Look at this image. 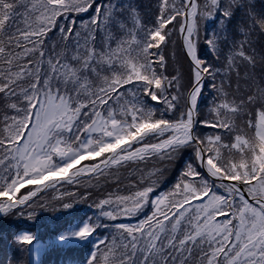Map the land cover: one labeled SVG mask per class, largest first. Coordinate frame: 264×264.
Returning a JSON list of instances; mask_svg holds the SVG:
<instances>
[{"label": "snow or ice", "instance_id": "obj_1", "mask_svg": "<svg viewBox=\"0 0 264 264\" xmlns=\"http://www.w3.org/2000/svg\"><path fill=\"white\" fill-rule=\"evenodd\" d=\"M85 13L77 25L72 14ZM65 16L69 23L58 25ZM202 19L217 25L203 36ZM54 31L58 40L49 36ZM177 34L189 70L170 75L164 50ZM257 36L264 39V4L257 10L255 0H156L149 19L136 0H0V215H23L45 182L71 184L152 157L174 164L190 150L194 159L151 200V214L111 225L119 236L98 239L87 264H264V48L257 53ZM242 67L250 83L241 94ZM206 87L214 93L210 118L200 113ZM198 126L222 130L228 142L200 135ZM27 185L37 187L17 196ZM154 186L110 193L96 204L95 220L83 219L57 241L87 242L109 226L101 217L139 214ZM34 239L14 236L21 245Z\"/></svg>", "mask_w": 264, "mask_h": 264}, {"label": "rangeland", "instance_id": "obj_2", "mask_svg": "<svg viewBox=\"0 0 264 264\" xmlns=\"http://www.w3.org/2000/svg\"><path fill=\"white\" fill-rule=\"evenodd\" d=\"M136 2L141 6V12L145 19H149L154 11L156 0H136ZM198 2L202 4L203 0H198ZM255 2L257 4V10L264 4V0H255ZM88 15L87 13L80 14V16L72 14V17L75 18L76 24L79 25L81 20L88 19ZM238 21L239 14L237 16ZM68 23L69 17L67 16L60 17L57 20V24L60 26ZM216 27V23L211 20L202 19L200 21L202 36L205 29L211 32ZM49 36L52 40L59 39V34L55 31L49 33ZM173 39L176 41L175 45L170 44L164 50L169 64L168 74H175V70L177 69L187 73L189 66L185 57L182 55L178 34ZM255 40L254 47L257 52H260L261 48H264V39L257 36ZM201 47L203 54L207 49L206 46L202 45ZM208 58L211 59L210 56ZM217 63L218 66H222L223 57ZM244 72L245 70L242 67L240 70L241 80L239 81L241 94L248 87V83H250H246L243 79ZM231 79L232 89L229 91L236 94L235 73H232ZM126 87L130 88L131 86ZM121 91L125 90L122 89ZM213 95L214 93H212L211 88L206 87L201 97L200 113L205 118H210L208 112ZM125 96L127 99H131L132 93L130 91L125 92ZM111 103L109 101V104ZM157 107V114L159 115V112L163 110V105ZM198 133L204 137L221 134L224 136V142H228V137L222 130L198 126ZM193 159V153L188 150L174 164L166 165L161 163L158 158L152 157L151 159H145L143 161L129 162L120 167L112 166L109 169H105L100 175L81 176L77 182L71 184L64 181L49 187L32 199V206L30 208L25 207L22 209L23 215L19 214L21 210H17V214L0 215V264H87L88 258L93 250V245L98 239L107 237L108 241H111L114 237L119 236V232L111 227V225L125 223V221H128L125 224H136L144 219L145 216L150 215L153 211L151 200L161 192L171 190L177 182L185 163ZM92 163H95V161H82L80 166ZM158 168L164 169L163 174L159 176L152 175ZM200 170L205 172L206 179L209 183H212L214 178L208 176L206 170ZM153 181H155L154 192L151 194L148 204L139 214L131 217L118 215L114 221L101 217L103 223L109 226L98 228L94 237H90L87 242H65L63 244L57 242L58 234L61 231H67L69 226L77 225L83 219L86 220L89 217L95 220L99 215V209L96 208V204L100 199L107 197L110 193L122 196L129 195L139 187L147 186ZM219 183L217 180L216 184L219 185ZM26 187H28V190L25 191L24 188ZM26 187L22 188L20 193H17V196L27 194L29 190H34L37 186L27 185ZM215 190L218 193L224 192L222 187L216 188ZM63 203H72L73 207L64 210L62 207ZM28 212H34L31 219L27 216ZM24 232L34 234L35 239L33 243L41 242L38 246L42 248L38 252V259L36 260L34 258L35 263L31 261V245H21L14 242V236ZM100 248L103 249V245H100Z\"/></svg>", "mask_w": 264, "mask_h": 264}, {"label": "water", "instance_id": "obj_3", "mask_svg": "<svg viewBox=\"0 0 264 264\" xmlns=\"http://www.w3.org/2000/svg\"><path fill=\"white\" fill-rule=\"evenodd\" d=\"M88 175H92V174H89V173H84L82 176H88ZM59 179V178H58ZM61 181H63V180H61ZM48 184V182H45V185H47ZM58 183H55V184H53V185H49V186H45V185H41V186H39L40 187V191L39 192H37V194H36V196H38L39 194H41L42 192H44L46 189H48L49 187H51V186H54V185H57ZM35 196V197H36ZM35 197H33V198H35ZM32 198V199H33ZM125 223H126V221H125ZM62 232H65V231H62ZM62 232H60L59 234H58V236L62 233ZM41 244V242H34L31 246H30V248H35L37 245H40ZM31 258H32V263H34L35 262V259L37 260L38 259V255H36V257L34 256V254L31 252ZM35 258V259H34Z\"/></svg>", "mask_w": 264, "mask_h": 264}, {"label": "trees", "instance_id": "obj_4", "mask_svg": "<svg viewBox=\"0 0 264 264\" xmlns=\"http://www.w3.org/2000/svg\"><path fill=\"white\" fill-rule=\"evenodd\" d=\"M257 53H259V52H257ZM257 75H258V76H257ZM260 76H261V72H260V69L258 68V69H257V73H256V79L259 80V79H260ZM27 188H28V187L24 188V190H25V191L28 190ZM25 191H24V192H25ZM21 192H22V191H21ZM77 218H78V217H77Z\"/></svg>", "mask_w": 264, "mask_h": 264}, {"label": "bare ground", "instance_id": "obj_5", "mask_svg": "<svg viewBox=\"0 0 264 264\" xmlns=\"http://www.w3.org/2000/svg\"><path fill=\"white\" fill-rule=\"evenodd\" d=\"M58 179V178H57ZM62 182H64V181H61V182H59V183H62ZM35 248H38L39 250L42 248L41 246H36ZM36 255H38V253L37 254H34V256H36ZM35 263V262H34Z\"/></svg>", "mask_w": 264, "mask_h": 264}, {"label": "flooded vegetation", "instance_id": "obj_6", "mask_svg": "<svg viewBox=\"0 0 264 264\" xmlns=\"http://www.w3.org/2000/svg\"><path fill=\"white\" fill-rule=\"evenodd\" d=\"M128 221H126V223H127ZM72 227H74V226H72ZM93 237H94V235H93Z\"/></svg>", "mask_w": 264, "mask_h": 264}]
</instances>
